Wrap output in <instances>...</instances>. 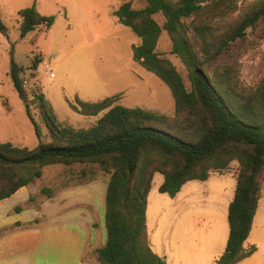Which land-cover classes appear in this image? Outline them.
Listing matches in <instances>:
<instances>
[{"label": "trees", "instance_id": "16d2710c", "mask_svg": "<svg viewBox=\"0 0 264 264\" xmlns=\"http://www.w3.org/2000/svg\"><path fill=\"white\" fill-rule=\"evenodd\" d=\"M238 1L146 0L142 9L123 3L115 15L140 39L132 48L133 59L170 89L174 114L115 104L118 96L96 103L76 99L71 104L73 110L84 116H101L88 128H75L60 125L45 96L37 94L51 142L41 141L34 121L40 139L35 149L0 142V200L40 179L44 167L97 165L109 180L104 209L106 242L96 250V261L167 264L152 250L147 237L148 195L155 174L164 178L159 192L175 198L187 183L205 182L211 173H221L235 161L238 174L228 206V239L216 264H237L250 257L256 247L246 250L244 243L251 233L264 183V73L251 88L240 84L239 64L208 71V65L233 43L244 40L248 30L264 37V0H256L236 14ZM156 14L163 16L162 25L154 19ZM203 14L207 20L191 22L201 42L200 57L186 35L184 20ZM17 15L21 39L38 28L48 31L54 23L53 16L40 14L35 5ZM8 31L0 14V32L7 36ZM163 31L171 39L172 53L188 70L190 91L175 66L156 51ZM41 62L35 60L30 69L37 70ZM23 71L11 62L14 88L26 99L20 76ZM43 193L47 198L53 196L47 188ZM39 223H16L3 228L0 235Z\"/></svg>", "mask_w": 264, "mask_h": 264}, {"label": "rangeland", "instance_id": "374dc122", "mask_svg": "<svg viewBox=\"0 0 264 264\" xmlns=\"http://www.w3.org/2000/svg\"><path fill=\"white\" fill-rule=\"evenodd\" d=\"M255 1L239 0L236 14ZM126 2L134 9L147 5L146 0H0L1 19L9 29L7 36L0 32V142L30 150L38 146L40 139L51 142L39 101L35 99L37 94L45 96L60 125L75 128H88L101 116H84L73 110L71 104L76 99L96 103L118 96L115 104L174 114L170 89L133 59L132 48L140 44V39L115 15ZM32 5L40 14L53 16L54 23L48 31L38 28L21 39L17 14ZM154 19L159 25L164 22L161 14L154 15ZM194 19L200 23L207 18L203 14L184 20L186 35L201 57V42L191 23ZM261 29L264 31V22ZM156 51L175 66L190 91L188 70L172 53L166 31L162 32ZM38 59L42 62L37 70L30 69ZM12 61L24 69L20 76L26 99L14 88ZM232 64L240 66V84L255 87L264 73V37L248 30L244 40L233 43L216 62L208 65V71ZM237 174L238 164L234 161L221 173H211L205 182L187 183L175 198L159 192L164 178L155 174L146 212L147 236L154 252L159 256L163 251L168 253L170 264H216L228 239V206L234 196ZM108 180L109 175L97 165L47 166L42 177L33 181L37 189L34 199H46V188L55 195L62 188L93 181L107 185ZM99 232L96 230L97 243ZM252 246L256 251L237 264H264V183L252 230L244 243L246 250ZM63 247L56 251L65 254L73 250L66 243ZM92 255L88 253L85 259Z\"/></svg>", "mask_w": 264, "mask_h": 264}, {"label": "crops", "instance_id": "0c3cea01", "mask_svg": "<svg viewBox=\"0 0 264 264\" xmlns=\"http://www.w3.org/2000/svg\"><path fill=\"white\" fill-rule=\"evenodd\" d=\"M106 188L100 181H93L62 188L52 197L36 201L37 189L32 182L10 198L0 200V234L3 228L16 223L40 221L38 225L0 235V264H97L96 250L106 242ZM17 207L22 209L14 211ZM148 242L153 250L150 239ZM65 243L73 250L63 254ZM88 253L94 255L85 259ZM160 256L170 264L168 253L163 251Z\"/></svg>", "mask_w": 264, "mask_h": 264}]
</instances>
